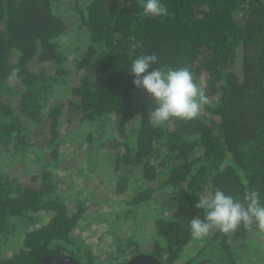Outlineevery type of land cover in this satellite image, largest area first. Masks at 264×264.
<instances>
[{
	"label": "trees",
	"instance_id": "1",
	"mask_svg": "<svg viewBox=\"0 0 264 264\" xmlns=\"http://www.w3.org/2000/svg\"><path fill=\"white\" fill-rule=\"evenodd\" d=\"M58 1L0 0V155L37 153L36 146H42L39 137L44 135L52 154L30 182H21L0 168V264H40V258L49 254H67L83 264H95L91 250L76 248L72 236L84 208L80 205L70 213L49 169L67 148L61 149L66 143L60 139V129L65 132V125L61 127L64 103H48L67 72L60 66L68 59L60 38L68 24L55 10ZM160 2L168 9L166 18L145 16L141 0L76 4L88 43L75 59L79 83L71 86L63 81L60 86L70 87L74 94L68 104L78 122L94 124L118 117L116 128L122 139L114 136L112 142L117 193L129 184L127 174L117 173L121 166H131L146 181H160L152 190L139 185L127 205L158 206L153 194L159 190L171 200L163 202L175 215L160 220L162 238L154 240L151 253L164 264H196L200 257L207 258L204 264H235L229 236L219 230L204 237L196 255L184 260V251L194 239L182 215L204 214L195 205L216 189L242 203L245 192L255 190L264 205V0ZM150 54L158 57L152 67L162 71L190 68L209 98L196 119L151 126L145 106L151 98L136 88L129 71L136 58ZM32 61L50 62L57 69L39 73L31 68ZM14 68H19V75L9 85L7 77ZM141 94L147 98L142 107L135 102ZM26 123L37 125V139ZM160 148L165 154L153 164L150 158ZM133 213L128 209L126 217ZM42 215L45 221H40ZM21 221L28 226L20 225ZM250 228L261 232L255 223ZM8 242L15 247L3 253Z\"/></svg>",
	"mask_w": 264,
	"mask_h": 264
},
{
	"label": "rangeland",
	"instance_id": "2",
	"mask_svg": "<svg viewBox=\"0 0 264 264\" xmlns=\"http://www.w3.org/2000/svg\"><path fill=\"white\" fill-rule=\"evenodd\" d=\"M86 1L59 0L55 4L56 12L60 13L68 24L67 31L60 38L62 48L68 53V59L60 65L66 68L67 72L62 74L61 80L54 87L56 97L49 96L48 103H64L65 111L62 116L61 127L65 125V132L60 129V139L63 138L66 143L61 149L67 148L65 155L50 165L49 169L53 172L55 181L58 183L56 185L61 200L67 205L70 213L77 212L80 205L84 208L83 214L72 233L75 238L74 246L76 248L88 247L93 253L95 264H118L130 259L135 253H151L154 240L162 238V235L159 234L162 230L160 220L166 219L172 214L175 215V211L167 208L168 202H163L164 199H168L165 198L162 190L153 194V198L159 200L158 206L153 204H147L143 207L127 205V202L138 192L139 185L142 184L144 188L152 190L157 187L156 184L160 183L157 178L151 182L146 181V178L133 172L131 166H121L120 170L117 171L123 175L127 174L129 179L127 188L117 193V184H115L116 149L112 148V142H114V136L119 141L122 139L116 128L118 117L112 115L103 120H98L94 124H83L71 115L68 100L75 99L74 94L70 87L66 90V87L62 88L60 84L63 81L71 86L79 83L75 59L82 56L89 36L87 28L80 24L76 13V4L83 5ZM30 65L39 73L45 72V74H50L57 69V66L50 62L32 61ZM237 70L240 74V64ZM7 96L10 98L12 95L7 92L6 98ZM135 102L137 106L142 107L147 102V98L143 94L137 95ZM145 106L148 109L154 108V100L151 99ZM26 126L28 130L33 131L32 135L37 139V125L26 123ZM89 133H92V136H89ZM88 138L92 139L89 143ZM39 140L42 146H36L38 148L37 153H11L8 158L0 155V168L5 169L11 176H17L21 182H30L32 176L43 171L42 162H49L52 159L50 149L46 145L48 138L44 135V137H39ZM39 140L37 141L39 142ZM164 154V149L156 150L150 158L151 162L157 164L159 156L163 157ZM11 158L14 161H10ZM166 170L167 167L160 174ZM29 185L36 186L35 184ZM128 209L134 213L132 216L126 217ZM204 216L205 213L194 216L186 213V215H182V219L189 225L193 218L199 217L203 220ZM45 217L46 215H42L40 221H45ZM22 224L25 225L26 223L21 221L20 225ZM26 225L28 226V223ZM30 227L32 225H29ZM228 236L233 254L237 257L235 264H264V233L251 228L246 230L241 226ZM11 237V242H14L12 235ZM0 241L1 244L3 240ZM203 241L204 238L194 239L189 243L184 251V260L194 257L203 246ZM11 242L2 248L3 253L9 254L14 249L15 244ZM176 264H182V261Z\"/></svg>",
	"mask_w": 264,
	"mask_h": 264
},
{
	"label": "clouds",
	"instance_id": "3",
	"mask_svg": "<svg viewBox=\"0 0 264 264\" xmlns=\"http://www.w3.org/2000/svg\"><path fill=\"white\" fill-rule=\"evenodd\" d=\"M141 7L145 16H168V9L160 0H141ZM157 62L155 54L141 55L132 62L129 70L135 77L136 88L145 90L155 102V107L148 112L151 126L159 128L173 119H196L209 103L204 88L194 81L188 66L165 72L152 67ZM19 71V68L12 69L7 77L9 85L18 78ZM259 197L258 191H246L242 203L220 189L201 196L195 207L205 210V216L203 220L196 217L189 222L192 238L203 239L213 230L233 234L241 226L248 230L253 223L264 232V205L260 204Z\"/></svg>",
	"mask_w": 264,
	"mask_h": 264
},
{
	"label": "water",
	"instance_id": "4",
	"mask_svg": "<svg viewBox=\"0 0 264 264\" xmlns=\"http://www.w3.org/2000/svg\"><path fill=\"white\" fill-rule=\"evenodd\" d=\"M40 264H83L78 258L67 254H49L40 258ZM118 264H164L152 253H138Z\"/></svg>",
	"mask_w": 264,
	"mask_h": 264
},
{
	"label": "flooded vegetation",
	"instance_id": "5",
	"mask_svg": "<svg viewBox=\"0 0 264 264\" xmlns=\"http://www.w3.org/2000/svg\"><path fill=\"white\" fill-rule=\"evenodd\" d=\"M209 254H211V253H209ZM206 260H207V258H200V260L197 261L196 264H204L206 262Z\"/></svg>",
	"mask_w": 264,
	"mask_h": 264
}]
</instances>
